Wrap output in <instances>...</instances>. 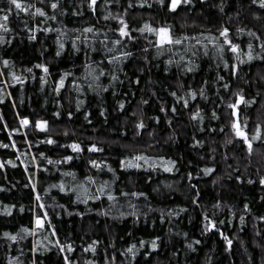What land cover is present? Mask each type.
I'll list each match as a JSON object with an SVG mask.
<instances>
[{
	"label": "trees",
	"instance_id": "1",
	"mask_svg": "<svg viewBox=\"0 0 264 264\" xmlns=\"http://www.w3.org/2000/svg\"><path fill=\"white\" fill-rule=\"evenodd\" d=\"M25 2L34 5L29 13H7L9 30L0 29V264H264V141L253 140L249 152L230 107L237 93L254 100L238 106L239 119H247L250 139L257 124L264 136V7L190 0L171 10V0H97L93 11L89 0H59L56 9L52 0ZM8 7L0 0V9ZM115 17L130 36H121ZM146 23L187 39L157 55L155 34L138 31ZM224 27L239 52L226 44L218 52ZM198 110L202 120L193 118ZM73 142L83 151L67 147ZM93 144L98 150L89 151ZM137 155L149 158L136 161L142 167H120ZM168 160L176 161L171 172L162 166ZM133 244L134 257L127 251Z\"/></svg>",
	"mask_w": 264,
	"mask_h": 264
},
{
	"label": "snow or ice",
	"instance_id": "2",
	"mask_svg": "<svg viewBox=\"0 0 264 264\" xmlns=\"http://www.w3.org/2000/svg\"><path fill=\"white\" fill-rule=\"evenodd\" d=\"M96 2L97 0H89V7L92 8L93 11H95V5H96ZM111 2V0H105V3H109ZM142 2H144V0H142ZM159 2L161 4H164V0H159ZM189 3L190 0H171V4H170V8L171 10H175L177 8V6L181 3ZM254 2L256 3H259L261 7H264V0H254ZM8 4H9V7L7 9H0V13H5L3 15H0V21H3L2 23H0V29H3L4 31H8L9 29L6 27V24H7V21L9 19V16L7 13H12L13 11H16V15L19 16L20 12H24V13H29V10L32 9L34 7L33 4H30V3H26L25 0H8ZM14 6V7H13ZM131 6V4H130ZM50 7L53 8V9H56L59 7V0H52V3L50 4ZM222 10V9H221ZM35 13L36 14H40V15H46V13L44 12V9L43 8H40V7H35ZM111 15V14H110ZM107 19V17H105ZM116 19H118L120 22H121V27L118 29L119 33L121 34V36H130V31L128 30V26H127V22L123 20L122 17H115ZM51 19H56V17L53 15L51 17ZM25 27H27V24H25ZM47 30V29H46ZM31 31V30H30ZM85 32H92L93 31V28L92 27H89V28H86L84 29ZM139 32L143 33V32H149V33H154L155 36L157 37V40H156V44H155V47L157 49V55H160L162 54V50L165 48V46H174V45H181L183 43V40L184 39H187V37H184V38H178V37H175L172 32H171V28L168 27V26H162V27H153L151 24H148L146 23L142 28L138 29ZM230 29L227 28V27H224L222 29V31H220V37H223V44H219L218 45V52L220 54H223V52L225 51V48H224V45H229L230 46V50L233 52V53H237L239 52L240 50V46L236 43H233V41L229 38V33ZM240 32H243L244 29H239ZM250 36H254L255 33L253 32H249L248 33ZM30 39H36L35 35H32L29 37ZM209 39L212 41V43H216L218 38L216 37H209ZM4 41V37L2 35H0V43H2ZM120 40H116L115 43L116 44H120ZM201 43V41H197V44ZM64 45L61 43L60 44V49H63ZM205 47H207V45H205ZM248 52L246 53L247 55V58L249 61H251L254 57H253V54H252V48H253V45L251 43L248 44ZM261 48L264 49V44H261ZM170 50V48H169ZM109 51H111V49H109ZM60 52L58 51L57 52V55H59ZM131 53H128V52H125V53H121V56L123 58H127L128 56H130ZM119 57H113L112 59L115 60V59H118ZM183 58V57H182ZM237 59H239V56L237 57ZM241 63H243V61H240ZM3 63L5 65H8L10 62L8 60H4ZM169 64L173 63L172 60H169L168 61ZM227 63H225V67H227ZM36 67H39V68H42L43 71L45 73H48L49 69L47 67V65L45 64H38L36 65ZM188 71H192L191 68H188L187 69ZM32 69L29 68L28 69V72H31ZM103 74V73H101ZM14 79L15 80H20V77L18 76H15V74L13 73L12 74ZM68 75V73H65L64 76H61V79H60V82H59V86L62 87L64 85V79L65 77ZM114 80L117 79L116 76H113L112 77ZM221 80H223L224 78L223 77H220ZM22 82V81H21ZM138 82V81H137ZM225 88L228 87L227 84L224 85ZM200 95H203V90L200 91L199 93ZM173 96H176V93L173 92L172 93ZM197 93L195 91H193L191 93V96L193 99H195ZM239 98L237 99V101L233 104L230 105V107L234 110L232 112V116L236 117V119L232 122V128L234 129L235 131V134L237 137H241L243 139V141L248 145V151L251 152L252 149H253V140H261V141H264V136L261 135V125L260 124H257L256 126V129H255V132L252 134L251 136V139L249 138V134L247 132L244 131V128L247 127V119L245 118V120L243 121V124L240 122V119H239V108L238 106L241 104V103H244V104H252L254 102V100H246L245 97L243 95H241L240 93H237L236 94ZM178 99H181L180 97H178ZM145 103H147V101H145ZM184 104L187 105L188 104V101L187 100H184ZM121 107H123V104H121ZM172 111L175 112L176 111V108L173 107L172 108ZM57 115H59V113H57ZM69 115L71 116V113H69ZM196 117H199L201 120L203 119V116L201 115V112L198 110L195 114H194V117L193 118H196ZM213 118H216L215 116V111L213 112ZM21 124L22 125H27L29 123V120L27 117L23 118L21 121ZM47 125V121H40L37 123V127L38 128H41V129H44ZM144 124L143 122L141 121L140 124L138 125L139 128H144ZM223 129H221L222 131ZM15 131V130H14ZM49 143H55V141H52L51 139L48 141ZM197 143H199V141H197ZM229 143H231V141H229ZM5 147H7V145H5ZM67 147H70L74 152H81L83 151L81 145L77 142H73L71 143L70 145H68ZM93 150H98L96 148V145L93 144L91 145V147L89 148V151H93ZM44 154L41 153V156H43ZM66 161H70L73 159L72 156H67L64 158ZM127 159V158H126ZM149 158L144 156V155H137V156H133L131 158V160H127V162L125 161H121V164H120V167L122 168H128V167H142L141 164L139 163H136V161H140V160H144L145 162H147ZM161 160H163L164 158L161 157L160 158ZM8 163H12V161H8ZM49 163H52L51 160H49ZM91 165L96 167V168H99L101 165L96 161V160H92L90 161ZM176 164V161L174 160H168L167 163H165L164 165H162L164 167V169L166 171H173V167H170L169 165H172V166H175ZM0 167H3L2 164H0ZM109 167V170L110 171H114L113 169H111L110 166ZM212 169H205V172H211ZM87 179L89 180H93L92 177H88ZM95 181L93 180V183ZM251 182V181H250ZM260 183L264 184V178L261 179ZM33 187H35V185H33ZM53 187H60L61 191L64 190L63 188V185H53ZM100 191L103 192L104 191V186H101L100 188ZM124 195H128L127 193H124ZM132 195H143L142 193L140 194H137V193H133ZM95 199H99V197H94ZM108 198L110 200L112 199H115L114 196L112 195H109ZM77 199H79V197H77ZM36 200L39 201L40 200V196L39 194L36 195ZM86 202V201H85ZM41 207H44L43 204L40 205ZM248 205L246 204L245 205V208H247ZM5 212H9L11 211V207H5L4 209ZM20 211H24L23 207L20 208ZM44 216L46 217L47 216V212L44 213ZM261 219H264V217H262ZM241 221H243V217H241ZM222 223V222H221ZM35 224L37 226V229H40V228H43L44 227V219L37 215L35 217ZM216 227V224L213 222L209 225H205V231H208L210 230L211 228H215ZM37 229H29V228H23L22 231L25 232V233H29V234H32L34 233ZM3 235L5 237H8L10 238L11 240L13 241H16L18 239V234L17 235H13L12 233L10 232H4ZM221 235H223V233H221ZM22 238V237H20ZM225 239L227 240V243L228 245L230 246L232 241L230 239H228L227 237H225ZM159 240V237H156L155 239H153L151 241V247L153 249H156L158 247V244H157V241ZM57 243L59 244V241H57ZM143 241H141V245H143ZM197 243H199V241H197ZM61 247V250H63V245L60 246ZM90 248L92 247L91 245L89 246ZM189 247H191V245H189ZM136 248V245L133 244L131 247H129L127 249V251L129 253H132L133 257L135 256V251L134 249ZM93 251H95V249L93 248L92 249ZM68 251H72V247L71 245H68ZM65 261L67 262L68 261V258L67 256H65ZM32 264H37V262L35 260H33Z\"/></svg>",
	"mask_w": 264,
	"mask_h": 264
}]
</instances>
